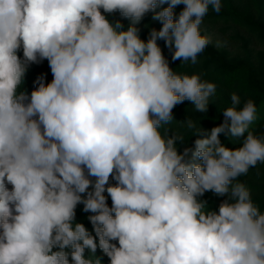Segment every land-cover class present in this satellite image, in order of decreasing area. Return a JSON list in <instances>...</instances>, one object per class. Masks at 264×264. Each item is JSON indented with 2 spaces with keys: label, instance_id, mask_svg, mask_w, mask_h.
Masks as SVG:
<instances>
[{
  "label": "clouds",
  "instance_id": "1",
  "mask_svg": "<svg viewBox=\"0 0 264 264\" xmlns=\"http://www.w3.org/2000/svg\"><path fill=\"white\" fill-rule=\"evenodd\" d=\"M210 9L221 0H0V264H102L98 248L110 264H264V212L239 179L264 164L254 101L233 92L210 131L180 122L198 137L183 151V135L161 132L176 105L204 113L216 93L158 43L196 64ZM116 12L127 27L105 15ZM150 12L162 27L144 40ZM44 60L52 80L29 94L28 69ZM207 192L227 197L218 211Z\"/></svg>",
  "mask_w": 264,
  "mask_h": 264
},
{
  "label": "trees",
  "instance_id": "2",
  "mask_svg": "<svg viewBox=\"0 0 264 264\" xmlns=\"http://www.w3.org/2000/svg\"><path fill=\"white\" fill-rule=\"evenodd\" d=\"M221 3L222 9L220 13L217 14L210 9L212 16L246 27L264 38V0H221ZM166 6L163 5L162 7ZM179 6L184 7L183 5ZM105 15L110 21H122L125 27L129 23L119 12L112 14L105 13ZM152 15L153 13L151 12L146 14L143 19L146 20L147 24L145 26H138L141 29V39L147 40L151 28L159 30L162 27L152 20ZM158 43L165 57L169 60L170 67L174 71L201 73L204 79L217 84L216 96L218 97L219 95V100H216L213 104H209L207 112L201 113L195 111L194 107H191L188 103H181L173 109L174 120L171 124L162 126L161 132L165 128H168L171 133L183 135L185 141L183 143L177 142L179 151H183V148L186 146L193 147L195 139L198 138L194 135L196 129L190 130L180 122L191 119L198 122V125L202 129L210 131L211 128L223 122L222 111L231 106L230 96L233 92L241 97L242 103L248 99L254 101L257 108V118L250 126V130L254 131L256 135H264V68L258 65L251 55L235 57L227 50H216L208 44L206 49L198 56L196 64H192L191 62L181 63L179 60L173 62L171 60V52L165 47L164 41L160 40ZM18 55L22 57V49L18 52ZM41 74L46 75V82H51L52 74L47 60L38 64H32L29 67L23 85V88L29 94L35 86L33 82ZM204 135H206V132ZM219 138L221 143L229 148L241 146L239 143H233L226 134L222 133ZM239 179L251 189L253 200L260 206L261 211L264 212V164H258L255 168L250 169L246 176H242ZM110 183L114 184L115 182ZM8 187L11 188V185H8ZM226 198L218 197L213 192H207L203 197H200V199L208 202L210 210L216 211H218V205L221 200ZM108 204L111 206L110 197L108 198ZM82 209L83 205L77 206L76 222L83 223L92 232V225L87 219L91 213H85ZM66 251H70V249H66ZM88 255L89 253L86 250L85 256L88 257ZM95 255L101 258L102 264H110L109 258L99 248ZM69 259L71 258L69 257Z\"/></svg>",
  "mask_w": 264,
  "mask_h": 264
},
{
  "label": "rangeland",
  "instance_id": "3",
  "mask_svg": "<svg viewBox=\"0 0 264 264\" xmlns=\"http://www.w3.org/2000/svg\"><path fill=\"white\" fill-rule=\"evenodd\" d=\"M182 9L183 7L180 6L174 9L176 17ZM155 23L162 26L159 21H155ZM146 24V20L143 19L138 26H145ZM201 32L210 37L209 45L216 50H227L235 57L251 55L257 64L264 68V38L259 34L241 25L215 18L212 16L211 10L204 18ZM216 100H219V95L217 97L215 93L210 98L209 104H213ZM183 103H188L194 107L190 101L185 100ZM110 182L115 181L110 178Z\"/></svg>",
  "mask_w": 264,
  "mask_h": 264
}]
</instances>
